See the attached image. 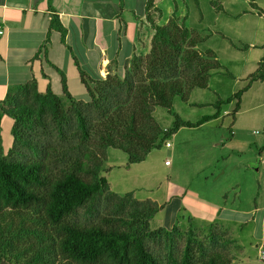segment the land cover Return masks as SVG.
<instances>
[{"label": "trees", "instance_id": "1", "mask_svg": "<svg viewBox=\"0 0 264 264\" xmlns=\"http://www.w3.org/2000/svg\"><path fill=\"white\" fill-rule=\"evenodd\" d=\"M222 1L211 0V4L223 10ZM145 8L153 29L151 48L147 55L133 54L123 77L115 70L99 78L78 63L89 99L75 98L61 71L64 96L51 87L40 92L33 79L10 88L0 100V264L165 263L149 241L166 237L173 242L179 230L176 226L152 229L151 220L164 205L149 198L139 200L134 191L119 195L110 189L103 175L107 149L125 152L130 167L162 148L182 127H198L220 117L224 105L233 101L234 123L244 93L254 82L264 80V56L243 88L213 104V114L195 122L184 120L174 110L175 97L187 101L193 89L208 88L212 74L223 66L213 49L198 47L205 39L175 12L161 25L162 10L156 0H147ZM53 29L65 37L66 28L57 15L50 23ZM158 106L174 116L172 128H163L156 120ZM3 115L14 120L13 143L7 153ZM103 200L107 211L97 221L78 220L82 208L96 216ZM217 236L210 231L213 241ZM167 262L233 264V258L220 251L208 253L190 221L181 256L170 249Z\"/></svg>", "mask_w": 264, "mask_h": 264}, {"label": "rangeland", "instance_id": "2", "mask_svg": "<svg viewBox=\"0 0 264 264\" xmlns=\"http://www.w3.org/2000/svg\"><path fill=\"white\" fill-rule=\"evenodd\" d=\"M222 3L223 10H218L211 4V0H158L162 10V17L158 19V23L167 24L175 12L182 22L185 21L187 27L205 39L198 47L202 50L213 49L223 66L220 71L212 74L208 88L193 89L187 101L179 96L175 97L174 110L184 120L195 122L204 115L214 113L213 104L220 97L227 99L243 88L248 83L249 75L257 70L259 61L264 56V14H259L260 10L264 11V0H223ZM250 43L254 45L251 46ZM247 45L250 47L247 48ZM45 66V71L49 74L48 78L43 77L39 64L37 67L39 91L45 92L50 84L55 93L64 96L60 81L61 74L55 68L47 64ZM63 66L72 92L77 96L84 94L76 68L72 65L69 67L63 64ZM83 98L87 100L89 96L84 95ZM234 107L235 101L224 105V109L231 112ZM154 116L163 128L173 127L175 118L166 108L156 107ZM217 122L219 124L224 122L222 130L224 135L232 137L231 114H225L224 118H220ZM235 122L243 129H247L246 144L242 148L250 147L252 142V153L256 150L261 156V152H258V142L254 141H260L264 137V80L254 82L244 93ZM220 131L215 127L201 128V130L185 129L178 141L173 136L168 139L173 147L164 144L162 148L153 150L145 161L130 167L126 166L128 155L125 152L115 148L107 149L109 158L103 175L108 178L110 189L119 195L134 191L135 197L139 200L148 198L156 200L160 205H164V208L152 218V229L166 227L171 230L176 226L179 230L174 232L173 242L168 241L166 237L149 241V246L164 259V264H170L167 262L170 249L181 256L190 221L199 238L205 243L208 253L213 251L226 253L233 258V264H264V227L254 226L252 223L230 228L214 224L215 220L207 221V218L214 214V210H210L208 205L200 200V197L203 199L201 192L203 196L205 194L204 197L211 198L215 197L220 189L227 188L232 202H229L226 208L238 207L246 210L247 213L252 206V198L257 193L259 195L263 193L264 197V166L257 161L251 165L250 170H247L251 150L240 154L242 157L232 160L233 162L226 166L214 162L216 150L212 147H207L210 150H207L204 156L196 153L187 157L182 154V150L186 149L195 151L199 147L197 143L202 142L201 139L205 141L206 146L210 145L209 140L216 138ZM187 135H191L192 139L190 143L185 144ZM176 146L178 155L175 154ZM211 150H215V154ZM212 160L213 164L211 163L202 172L197 170ZM242 161L246 163L244 169L240 168ZM232 164H234L233 170L230 168ZM257 168H260V173ZM170 184H175L180 190L184 188L188 191L168 198ZM236 191L239 199L234 201ZM107 206L106 200H103L99 212L94 217L87 215L82 208L78 220L97 221L99 216L107 211ZM245 217L248 218L249 214H245ZM217 222L222 221L218 219ZM210 231L217 233L216 242L210 238ZM226 237L231 241H225ZM172 244L174 248H171Z\"/></svg>", "mask_w": 264, "mask_h": 264}, {"label": "crops", "instance_id": "3", "mask_svg": "<svg viewBox=\"0 0 264 264\" xmlns=\"http://www.w3.org/2000/svg\"><path fill=\"white\" fill-rule=\"evenodd\" d=\"M146 2L147 0H0V19L4 26V33L0 35V100L6 97L10 88L26 84L33 79L37 80L39 87L38 64L44 78L49 76L45 71V64L55 68L60 74L61 71L64 72L70 93L75 98L79 97L77 99L83 100L84 95L89 96V94L81 80L78 63L89 74L99 78H105L115 70L123 77L125 65L133 54L146 55L151 48L153 29L146 19ZM156 7L160 8L158 0H156ZM55 15L66 28L65 37L58 30L50 31V23ZM250 45L254 44L250 43ZM40 49L43 50L39 52ZM62 63L76 68L84 94L77 96L72 92ZM60 81H62V74ZM49 87H51L50 84L47 89ZM230 113V110L224 109L220 117L205 122L201 126L182 127L173 136L176 141L183 130L188 128L201 130V128L215 127L221 130L216 138L209 140L210 145L206 146L205 141L201 139L202 142L197 143L199 147L195 151L186 149L182 150V154L187 157L196 153L204 156L206 151L210 150L207 147H212L216 150V154L215 150H211L215 154L214 162L226 166L233 162L232 160L242 157L240 154L251 150L247 170H250L251 165L257 161L264 166L262 154L259 156L256 150L252 153V142L251 148H242L246 144L247 129H243L234 121L231 123L232 137L224 135L222 130L225 124L224 122L219 124L217 120ZM13 123V118L3 115L1 126L5 153L13 143L11 133ZM190 136H186L185 144L190 143L192 139ZM254 142H258V152H261L264 147V137ZM169 147H173V144ZM178 153L176 146L175 154L178 155ZM213 160L197 170L202 172L211 163L213 164ZM166 163L169 162L166 161ZM245 165L246 163L242 161L240 168L244 169ZM230 168L233 170L234 164L230 165ZM257 171L260 173V168H257ZM235 186L236 184L234 189ZM184 191V188L180 190L175 184H170L167 192L168 198ZM234 194L235 201L239 199V194L237 191ZM201 196L203 199L200 197V200H203L210 210H214V214L209 216L207 221L215 220L214 224L229 228L231 226L243 227L248 223L264 227L263 193L252 196V206L247 213L246 210L238 207L226 208L228 203L232 202L227 188L220 189L215 197H204L205 194L203 196L202 192ZM245 214H249V217L246 218ZM218 219L222 222H217Z\"/></svg>", "mask_w": 264, "mask_h": 264}, {"label": "built area", "instance_id": "4", "mask_svg": "<svg viewBox=\"0 0 264 264\" xmlns=\"http://www.w3.org/2000/svg\"><path fill=\"white\" fill-rule=\"evenodd\" d=\"M3 33H4L3 21H2V19H0V35H2ZM165 145L166 146H171V142L167 139L165 141ZM261 154H264V147L262 148ZM262 160L264 162V156L262 157Z\"/></svg>", "mask_w": 264, "mask_h": 264}]
</instances>
